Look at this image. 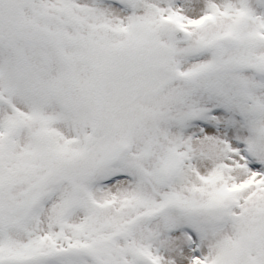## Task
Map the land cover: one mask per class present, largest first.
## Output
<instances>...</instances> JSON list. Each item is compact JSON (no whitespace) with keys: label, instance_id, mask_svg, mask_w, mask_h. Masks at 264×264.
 <instances>
[{"label":"snow or ice","instance_id":"6c2138e0","mask_svg":"<svg viewBox=\"0 0 264 264\" xmlns=\"http://www.w3.org/2000/svg\"><path fill=\"white\" fill-rule=\"evenodd\" d=\"M0 264H264V0H0Z\"/></svg>","mask_w":264,"mask_h":264}]
</instances>
